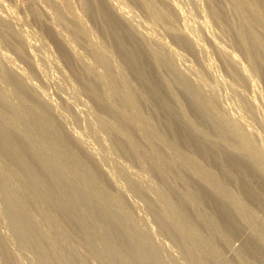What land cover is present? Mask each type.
<instances>
[{"label":"rangeland","instance_id":"1","mask_svg":"<svg viewBox=\"0 0 264 264\" xmlns=\"http://www.w3.org/2000/svg\"><path fill=\"white\" fill-rule=\"evenodd\" d=\"M107 1L128 17L148 45L151 39L174 51L178 66L189 70L194 81L214 93L221 110L249 128L264 157V78L251 70L238 49L236 35H243L244 27L233 0H167L178 10L179 26L192 38L196 53L173 41L163 26L154 25L135 1ZM54 2L0 0V137L15 152L19 151L20 135L6 133L7 126L12 125L27 135L29 147L42 149L50 158L44 160L38 154L33 158L23 149L28 167L35 173L29 174L0 145V264H141L133 259L130 246L123 241L116 216L140 237L142 251L150 256L152 264H264V250L251 240L244 243L243 235L249 234V228L240 215L230 213L216 193L204 188L203 181L193 178L185 166H175V171L156 167L154 146L158 147V139L142 134L92 95L82 67L90 65L97 73L103 70L87 45H99L108 51L113 66L122 67L128 86L133 92L141 91L149 106L140 103V118L146 116L160 138L179 154L191 157L221 180L225 178V187L240 195L258 233H262L264 204H258L252 190L239 178L242 169L264 195V182L257 178L253 165L235 153L201 143L175 118L172 105L162 108L167 98L161 86L157 85L160 95L150 88L155 72L149 66L148 52L106 0H85L87 11L81 0ZM55 4L73 8L86 26L87 41L73 32L68 17L64 15L63 22L56 18ZM210 6L215 11L212 18L208 14ZM242 15L248 16L246 11ZM212 41L234 54L237 64L247 70L251 87L245 88L243 82L237 81L233 70L228 74ZM155 42H150V47ZM244 42L251 47L247 38ZM66 46L79 60L70 56ZM128 57L133 58L130 64L123 61ZM146 70L148 77L141 74ZM175 91L190 124L207 139L217 141L219 135L210 123L182 92ZM137 97L140 100L138 94ZM114 129L124 133L138 162L117 139ZM226 169L234 173L235 180L225 175ZM176 172L186 179L179 178ZM40 182L59 191L64 196L63 205L44 195ZM22 187L28 189L32 199L25 196ZM182 199L191 204L198 199L199 203L187 205ZM101 204L110 211L108 218L97 215L94 206ZM159 208L181 227L184 236H177ZM210 251L220 260L214 261Z\"/></svg>","mask_w":264,"mask_h":264},{"label":"bare ground","instance_id":"2","mask_svg":"<svg viewBox=\"0 0 264 264\" xmlns=\"http://www.w3.org/2000/svg\"><path fill=\"white\" fill-rule=\"evenodd\" d=\"M49 1H51V3L52 1L54 2V0H49ZM132 1L133 2L135 1L137 5L141 6L144 9L143 11H145L146 14L152 19V21L154 22V25L156 23L157 25L159 24L163 26L164 29H166L167 33H169L174 38L173 41L175 40L177 44L184 45L187 48L194 51L195 53L197 52L198 50L197 46L193 43L192 38L190 39L188 37V34H186L182 30V28L179 26V20H180L179 12H177L178 10L175 9L176 7L174 8L173 6L174 4L171 5L167 0H132ZM233 1H234V9H236V11L239 13L238 14L239 17L241 15V20H242L241 22L244 27L243 35L241 34L236 35L237 40H238V45H239V46L237 45L238 49L240 47L242 54L245 57V62L248 63L251 70L258 75L260 74L264 78V48H263L264 0H233ZM106 2L108 3L109 7L112 9L113 13L117 16V18L127 25V27L131 30L133 35L136 37V39L142 44V46L148 52L149 66L155 72V75H154L155 80H154V83H152V85L150 86V88L153 93L160 95L161 93L159 91L158 86H161V88L164 89L165 94H166L167 100L166 102L163 101L161 103L162 108L169 109L170 107L169 105H172L173 106L172 110H174L175 118L181 124L184 125V127L186 128V131L190 135H192L194 138H196L201 143L203 142L205 144L213 145L219 150H226V151H230L231 153H235V155L242 158L244 162L252 164L254 167V170L258 174L257 178L264 182V157L262 155L263 153L259 151L260 147L259 148L257 147L258 144H256L255 137H253L252 132L249 130V128L247 129L244 126V124H242V121H240L239 119L231 117L230 115H228V113L221 110L218 107L219 104H218V101H216L217 98L214 95V93L212 91H208L204 89L201 84L196 82V80L194 81L193 78H191L188 74L190 72L189 70L182 69L178 66L177 57H176L177 55L173 53L174 51H171L169 47H167L162 42H155V40L151 41V39L148 40L149 38L146 36V38H148L147 40L149 41V45H148V43L143 39L144 35L142 36L143 37L142 38L141 37L142 34L140 35V33L135 29V27H133L130 24L128 17L124 13H122L117 7L109 3L107 0ZM54 3H58V2H56L55 0ZM136 3L134 4L136 5ZM80 4L82 8L85 11H87L88 4L85 2V0H81ZM49 5H50V2H49ZM54 6L55 8L57 7L56 9H58V11L56 10V12H58L56 18H58L59 21L63 22L64 20H66V18L64 19V15L68 17L69 19L68 22L72 23L69 25L73 26V27L71 26L73 28L72 29L73 32H75L78 35H82V37L85 38V36L87 35V31L85 29L86 26L84 27L82 24L83 22H81L82 20L81 19L79 20V18H77L76 16L77 14L75 15L73 13V10H71L73 8H71L70 5L59 6V4H55ZM211 6L208 9V14H210L209 15L210 18L214 17V12H215ZM244 11H246V14H248V16L242 15ZM38 16L36 18H38ZM59 21L58 23H60ZM231 23L233 24V22ZM244 38H247L250 41V44H251L250 48L246 47ZM150 42L151 43L155 42L153 47H150L151 45ZM212 42L214 43V41ZM212 45L215 48V50L218 52L220 57L224 60L226 69L229 72L228 74H230V71L233 70L232 74H235V78L237 79V81L239 80L240 83L243 82V84L246 85L245 88L251 87V85L249 86L250 81L248 82L249 76L247 77L246 75L247 70L245 69L246 70L245 71L243 68H241V63H240V66L238 65L239 63L237 64L235 60H238V59H234L235 58V56H233L234 54L231 55L229 54V52L227 53L226 51H224L222 48L219 47L220 45L217 46L215 43ZM98 46H94L91 43L87 45L88 49H90L93 57L95 58L94 60H96L97 64L101 65V68L103 70L101 71L102 73H99V71L98 73L95 72L91 68L90 65L89 66L88 65L86 66L85 64L84 66L82 65L84 74L88 78L87 82L89 83V87L91 90L90 92L92 93V95L96 99L100 100L103 103V105H105L108 111L114 114H117L118 116L127 120L129 123H131L136 128V130H138L142 134H149L150 136L158 139V141L156 140V142H158V147L156 145L154 146V155L155 157H157L156 167H159V168L165 167V168L171 169L172 171H175V166L177 167L179 165L185 166L187 168V172L192 173L193 178L200 179L201 182L203 181L204 188L211 189L212 191L216 193L217 198L225 206V208L229 210L230 213H233V215L237 213L238 216L239 215L241 216V217L239 216V218H241L243 220V223L246 224L247 228H249V234L246 235L245 233V235H243L244 243L251 240L254 244L259 245L264 250V219H262L260 222V227L262 228L263 232L258 233L257 226L253 224L254 222L251 220L252 215L249 212V210L245 209L244 203L242 199L240 198V195L236 196L238 193L234 195L228 190L230 188L228 187L226 188L225 187L226 185L223 184L222 180L225 178H222L221 180L218 176L214 175L213 173L211 174L208 171H206L204 168H202L197 163V161H193L191 157L179 154L175 148L170 147L160 138L159 134L157 133L158 130L152 126L150 120L146 116H144L143 119L140 118V116L142 115V111H143L140 103L144 104V106L149 108L147 102L143 99L141 95V91L140 93L133 92V90L128 86L126 80L124 79V75H123L124 70L122 69V67L121 68L115 67L116 65L113 66L114 60L112 61V59H110L111 56L109 55L108 51H106L103 47L101 48L100 46L99 47ZM69 48H68V51H69ZM69 53H70V56L73 58H75V56L78 57V55L76 54L73 55L74 53L73 51L72 52L69 51ZM75 59L77 60L78 58H75ZM76 60L75 62L77 63ZM126 60L124 59L123 61L127 62V64H130L133 58L128 57ZM120 64L121 63H119L118 65ZM141 74L144 77L145 76L148 77L147 76L148 70L142 71ZM198 82H202V81H198ZM175 90L182 92L183 95L191 102L192 106L197 110V112L201 116H203L206 119V121L210 123L214 131L219 135V139L217 141L207 139L190 124V122L186 119L185 111L182 108L180 99L177 96ZM137 94L138 96H140V100H142V102L138 99ZM244 96L245 95H243V97ZM251 108L247 106V109H251ZM169 112L171 113V111ZM113 131L117 139L121 140L120 142H123L122 144L127 149V152L133 157L134 160H136V162H138L136 151L129 144V141L126 139L124 133L118 129H114ZM6 133L10 135L12 133L20 135V137L22 138L21 140L22 144H21V147L19 148V151L15 152V150L9 147L8 141L0 137L1 139L0 145H1L3 152L11 156L14 159V161L18 163L20 167L27 170L29 174H35V173H34V170L28 167L27 161L25 159L27 155L26 156L23 155L24 154V152L22 153L23 149L24 151L28 152V154L31 157L33 156L35 157L34 154H38L40 158L44 160H50L49 156L44 151H42V149L36 146H32V145H31L32 147H29L30 144H29L27 135L24 132H20V130L17 129L16 127L12 125L11 126L8 125L6 129ZM86 153L89 154L87 151ZM219 154L220 153L218 152L217 156ZM89 155L92 156L91 154ZM35 159L38 162V159L37 158ZM227 171H225V175L235 180L234 175H232L234 173H231L232 171L231 172L229 171L227 172ZM177 172L176 174L179 178L183 180L186 179V177H184V174L180 175ZM240 173H241V176H239V178L241 177L242 182L246 186H248L249 189L252 190V192L255 195L254 198L258 202V204L263 205L264 204L263 193L261 194L257 190L259 188L256 189V187H254L253 182L249 179L248 176L245 175L242 169L240 170ZM102 174L107 176V173H104L103 171H102ZM160 177L163 179V181L168 182L166 181L164 177H162L161 174H160ZM111 180L112 179H110V182H113ZM39 188L42 190L43 193L45 192L44 195L47 194L49 197L52 196L53 200L55 201V203H57V205L59 206L63 205L64 196L59 191H53L54 188L49 187V185L44 182L39 183ZM22 189H23V193L25 194V196L29 199H32L31 193L28 191V189L25 187H22ZM198 199L197 201L195 199L193 203L194 204L199 203ZM182 201L184 202V204H187V205H189V203L191 204V202H188L187 200L182 199ZM193 203L191 205H194ZM18 205L20 204L18 203ZM94 207L97 209V212H98L97 215L98 214L102 215V216L100 215V217L107 216L108 218V216H110L109 215L110 211L106 208L104 204H101V206L99 205V206H94ZM22 210L24 211L23 208ZM159 212L162 218L164 219V221L168 223L169 227L172 228L174 232H176L179 238L184 236L181 227L174 220L167 217L164 214V211L162 208H159ZM28 216L29 215L27 214L26 218ZM116 217L114 218L118 220H115L114 218L113 219L115 220V223L118 224L117 226H119L122 230L123 241L125 240L124 242H126L131 248V251L133 252V256H134L133 259L141 264H152L151 263L152 259L150 258V256L148 255L149 256L148 258V256L145 255L146 253L144 254L143 253L144 251H142L143 241L140 239V237L136 234L131 233L130 229L122 224L119 216H116ZM28 218L30 219V217ZM233 223L235 225L234 218H233ZM19 228L22 231H25L23 224H20ZM210 255L213 258V260L217 262V259H219L218 256H216L211 251H210Z\"/></svg>","mask_w":264,"mask_h":264}]
</instances>
